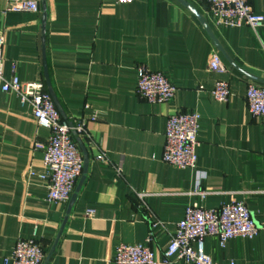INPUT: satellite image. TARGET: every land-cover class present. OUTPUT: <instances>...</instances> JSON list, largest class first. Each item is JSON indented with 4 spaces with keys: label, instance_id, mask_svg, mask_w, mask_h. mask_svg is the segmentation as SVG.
Returning <instances> with one entry per match:
<instances>
[{
    "label": "crops",
    "instance_id": "0c3cea01",
    "mask_svg": "<svg viewBox=\"0 0 264 264\" xmlns=\"http://www.w3.org/2000/svg\"><path fill=\"white\" fill-rule=\"evenodd\" d=\"M38 2L40 12L29 13L8 11L0 0L3 74L46 84V64L61 117L93 119L89 136L75 135L86 170L71 206V199L49 203L39 177L49 131L14 93L0 92V264L18 239L40 243L44 264H110L118 245L142 244L149 236L156 261L165 264L171 237L193 203L216 209L241 201L264 224V124L246 103L249 83L264 86V27L258 36L248 26L217 27L205 0ZM185 3L208 21L220 49ZM249 3L264 16V0ZM214 49L221 73L208 66ZM139 65L169 78L177 88L170 102L137 96ZM217 81L229 85L227 102L210 95ZM178 112L200 115L195 169L161 160L168 118ZM103 151L108 163L97 160ZM198 171L206 175L203 200L194 193ZM140 193L148 195L144 204ZM90 210L94 217L86 216ZM204 250L216 262L264 264V230L224 249L206 237ZM170 264L193 263L173 257Z\"/></svg>",
    "mask_w": 264,
    "mask_h": 264
},
{
    "label": "built area",
    "instance_id": "2783aa9c",
    "mask_svg": "<svg viewBox=\"0 0 264 264\" xmlns=\"http://www.w3.org/2000/svg\"><path fill=\"white\" fill-rule=\"evenodd\" d=\"M134 0H116L119 4H130ZM207 18L217 27L239 28L248 26L258 36L264 27V16L256 14L249 0H205ZM7 10L11 12L39 13L38 0H7ZM0 35V92L14 93L22 106L28 105L32 115L41 128L49 131L44 146L43 164L45 172L39 175L47 182V201L51 204H65L73 195L77 182L82 176L84 160L78 148L75 135L87 137L89 118H80L75 123L64 120L43 82H21L13 74L7 78L3 74ZM209 69L215 73L224 71L219 52L214 49L208 61ZM136 94L142 100L152 104L170 102L177 88L161 72L150 70L145 65L137 68ZM211 97L218 102H227L231 96L228 83L217 81L210 90ZM246 103L250 114L264 124V86L251 82L247 86ZM200 115L197 112H178L168 118L165 132V145L161 155L162 162L178 169H195L197 165L196 149L199 146ZM41 145L37 144L39 148ZM97 160L108 163L106 152H101ZM122 163L118 167L121 172ZM206 178L198 171L195 194L203 200L207 192L202 190ZM146 193L139 198L144 204ZM95 211H87V217H94ZM264 230V224L258 226L250 210L241 202L233 200L216 209H207L200 203L189 205L183 219L177 224L169 245L164 253L163 263L170 264L173 257L193 264H236L234 261L216 262L205 253L204 239L216 237L221 249L236 238L254 239ZM145 243L136 245L120 244L116 247L110 264H159L154 252ZM46 258L43 246L34 239H18L10 255L3 264H44Z\"/></svg>",
    "mask_w": 264,
    "mask_h": 264
},
{
    "label": "water",
    "instance_id": "95a60500",
    "mask_svg": "<svg viewBox=\"0 0 264 264\" xmlns=\"http://www.w3.org/2000/svg\"><path fill=\"white\" fill-rule=\"evenodd\" d=\"M185 6L196 16V18L200 21V23L203 25L204 29L207 31V33L209 34V36L211 37L212 41L214 42L215 46L217 47V49H220V46L208 24V21L200 14L198 13L195 9H193L189 4L185 3ZM43 10H44V15H43V26H45V20H46V9H45V2L43 1ZM45 78H46V87H47V90L48 92L50 93V95L52 96L59 112H61V109H60V106H59V103H58V100L54 94V91L52 89V86H51V82H50V79H49V76H48V71H47V67H46V64H45ZM86 170V164L84 166V172ZM83 180V179H82ZM82 180L76 190V193L74 195H72V198H71V201H70V206L74 203L75 201V198H76V194L78 192V189L82 183Z\"/></svg>",
    "mask_w": 264,
    "mask_h": 264
}]
</instances>
